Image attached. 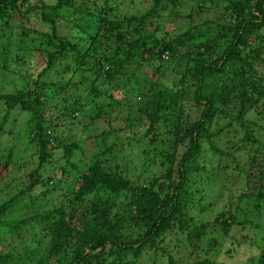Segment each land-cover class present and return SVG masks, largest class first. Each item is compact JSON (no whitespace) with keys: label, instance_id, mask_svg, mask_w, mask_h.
<instances>
[{"label":"trees","instance_id":"trees-1","mask_svg":"<svg viewBox=\"0 0 264 264\" xmlns=\"http://www.w3.org/2000/svg\"><path fill=\"white\" fill-rule=\"evenodd\" d=\"M125 1L0 0V67L23 64L37 51L46 59L34 88L0 92L3 122L12 110L29 114L27 141L36 149L28 184L18 194L0 196V264H140L150 251L157 258L167 254V263L175 264L162 243L177 224L189 242L208 234V225L187 218L185 210L197 191L193 185L202 183L199 155L218 151L213 138L223 128L217 122L211 129L216 117L229 116L231 107L240 108L241 122L249 112L255 120L264 115V0H151L134 13L123 12ZM206 2L220 7V14L195 22L193 13ZM69 14L76 32L62 33ZM13 17L20 19L17 25ZM32 17L38 26L28 25ZM168 23L172 31L166 30ZM183 23L187 27L179 26ZM164 65L177 76L172 86L160 79ZM53 74L57 79L38 85L41 77ZM122 100L123 108L116 107ZM186 100L196 108L194 117L185 112ZM51 106L57 116L78 123L77 114L89 113L83 126L87 134L82 131L83 138L61 146L55 120L46 117ZM113 114L121 121L132 119L141 128L139 135L126 136V128L97 131L94 124ZM89 137L99 148L87 163H76L73 157ZM159 140L170 144L158 149L165 172L129 178L118 161L136 146ZM178 146L183 149L179 157ZM60 149L52 163L53 152ZM12 162L10 154L0 152V166ZM248 177L256 186L252 199L264 202V169ZM63 184L66 205L44 209L40 195ZM33 188L42 191L26 200L23 194ZM240 198L248 203L250 196ZM27 211L32 215L23 217ZM236 213L243 214V208L220 212L214 222L227 232L248 221ZM24 233L32 239L25 241ZM210 245L205 253L219 243L213 238ZM187 264L217 262L206 253ZM246 264H264V239L259 255Z\"/></svg>","mask_w":264,"mask_h":264},{"label":"rangeland","instance_id":"rangeland-1","mask_svg":"<svg viewBox=\"0 0 264 264\" xmlns=\"http://www.w3.org/2000/svg\"><path fill=\"white\" fill-rule=\"evenodd\" d=\"M151 0H135V4L130 1H125L122 5L124 13H134L143 11L150 6ZM220 7H214L211 3L206 2L202 10L193 13L195 22L202 21L205 18H210L220 14ZM185 13V11H183ZM69 14L67 21L62 22L61 32L72 34L75 33V28L71 27L70 19L72 15ZM76 16V15H75ZM20 19L13 17L12 25H17ZM177 19L175 18V22ZM180 24V23H179ZM29 26H38V21L32 17V22ZM187 23L179 25L181 28L187 27ZM179 27V28H180ZM173 25L168 23L166 30L172 31ZM260 34L264 36V27L260 29ZM46 59L43 53L37 51L34 56L25 58L23 64H15L10 62L9 68L0 67V92H14L21 89L24 85L27 88H34L35 81L38 80L39 73L45 67ZM164 73L160 74L162 83L172 86L176 80V74L164 65ZM260 70L264 68L260 66ZM57 79L54 74L39 79L38 85L41 82H48ZM75 83L77 79H74ZM105 87V85H103ZM80 89L83 85L78 86ZM139 99V98H137ZM106 101V100H105ZM111 105V104H110ZM121 105L116 107H122ZM123 108V107H122ZM196 108L192 101H185V112L187 115L191 113L197 114ZM227 110V109H226ZM239 107H231L229 109V116L221 115L216 117L211 129L215 131L217 122L221 125L220 132H217L213 138V145L218 151L209 149L204 155L200 154L198 157V166L200 168L199 180L202 183H195L194 188H197L195 193H192L191 199L186 207L187 218L193 217L194 222L206 223L208 225L206 231L207 235H202L189 242L187 233L181 232L178 229V224L175 229L168 233L162 245L166 252H170L175 259V264L192 263L197 257L208 253L210 257L215 259L217 264H246L251 257L259 255L260 246L264 239V202H259L251 197L254 189V184L249 179L251 172H257L259 169H264V115H259L255 120L254 113L249 112L244 115L243 122L238 119ZM6 110L0 103V125L3 130L0 134V152L4 155H11L13 162L8 166H0V196L13 195L21 191L24 186L28 184V173L35 168V147L27 140V125L29 114L24 111L12 110L8 113L7 119L3 122V116ZM57 109L53 106L46 110V117L53 118L56 128L55 135L58 137L59 144L62 146L70 140L75 138H83V126L89 121L86 116L89 113L77 114V121H72L69 116L59 114ZM116 114L110 116V120H100L94 125L97 131L107 130L108 128H117L124 130L126 136L133 134L139 135L141 128L135 124L134 121H121L115 119ZM113 119V120H111ZM115 119V120H114ZM252 121H256L259 127H254ZM253 125L251 130L244 129V126ZM248 127V128H249ZM247 132L253 133L250 137ZM94 130H90V135ZM87 132L84 131V135ZM84 149L77 151L73 160L76 163H83L89 161V155L98 150L95 145L93 137H89L84 142ZM170 144L168 142H161L160 140L155 144H145L143 146H136L127 156L118 161V165L124 168V173L131 179L144 178L147 176H158L165 172V165L162 164L161 157L158 154V149H168ZM143 152L142 157L137 155V152ZM61 149L53 152L55 159L60 158ZM183 149L178 146L176 155L179 157ZM124 161L120 163V161ZM62 163V161L60 162ZM146 166V167H145ZM218 167V168H217ZM112 168L115 166L112 164ZM119 169V167H118ZM57 175H60V170H56ZM197 182V181H196ZM65 185L57 189H49L40 195V200L44 209L57 207L60 204L66 205L67 197L65 194ZM41 189L33 188L30 193H24L23 196L28 200V196L41 193ZM7 192V193H5ZM11 192V193H10ZM245 194L250 196L248 203L240 201V195ZM258 205V206H256ZM243 208V214L236 213L241 220L248 219L244 224H234L227 232H224L219 223L214 222L215 216L220 212L229 213V210H234L236 207ZM203 207V208H201ZM28 212V211H27ZM31 213H24L23 217L31 216ZM210 233V236H208ZM216 238L219 243L217 248H212L205 253L206 245L211 244V239ZM25 241L32 239L29 233H24ZM160 245V244H159ZM161 245V246H162ZM212 245H210L211 247ZM2 249L0 248V251ZM167 254L161 258H157L152 251L144 260L138 261L140 264H168Z\"/></svg>","mask_w":264,"mask_h":264},{"label":"built area","instance_id":"built-area-1","mask_svg":"<svg viewBox=\"0 0 264 264\" xmlns=\"http://www.w3.org/2000/svg\"><path fill=\"white\" fill-rule=\"evenodd\" d=\"M164 58H167V56H166V55H164Z\"/></svg>","mask_w":264,"mask_h":264}]
</instances>
